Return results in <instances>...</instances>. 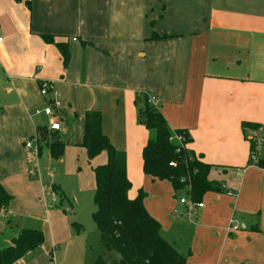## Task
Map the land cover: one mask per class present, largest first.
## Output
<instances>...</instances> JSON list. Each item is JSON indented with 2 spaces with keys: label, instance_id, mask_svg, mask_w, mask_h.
I'll use <instances>...</instances> for the list:
<instances>
[{
  "label": "crops",
  "instance_id": "0c3cea01",
  "mask_svg": "<svg viewBox=\"0 0 264 264\" xmlns=\"http://www.w3.org/2000/svg\"><path fill=\"white\" fill-rule=\"evenodd\" d=\"M0 32V187L12 197L0 211V250L31 225L45 236L15 264H69L79 255L63 249L74 234L62 200L53 201L55 187L64 191L51 172L52 192L43 190L39 162L49 169L53 159L26 149L38 127L50 130L51 118L35 115L50 102L59 104L52 119L65 145L56 161L77 158L86 169L85 114L101 112L103 134L127 156L129 198L146 193L147 211L187 264H264V169L251 161L256 137L264 165V0H0ZM44 35L68 46L67 67ZM43 82L54 86L47 96ZM140 93L172 131L187 132V149L213 167L208 180L223 185L202 208L190 211L188 199L177 201L185 192L145 175ZM106 162V154L88 160L91 171Z\"/></svg>",
  "mask_w": 264,
  "mask_h": 264
},
{
  "label": "trees",
  "instance_id": "16d2710c",
  "mask_svg": "<svg viewBox=\"0 0 264 264\" xmlns=\"http://www.w3.org/2000/svg\"><path fill=\"white\" fill-rule=\"evenodd\" d=\"M21 2L22 0H15ZM161 37L154 34L151 40ZM46 43L57 46L65 67L70 62V51L66 44L55 43L52 36L44 35ZM138 123L146 128L149 139L143 149V170L146 176L160 181H169L175 192H185L192 203H201L209 192H224L223 185L209 181L212 165L205 164L200 157L185 149L177 153L178 144L172 141L175 134H185L187 144L191 138L186 131H172L160 110L152 104L149 94L136 96ZM103 116L98 111L85 114V132L81 147L85 150L89 162L102 154L107 155L104 165L93 168L95 177V205L97 211L93 218L97 225L100 241L105 254L95 264H187L186 258L161 234V225L147 211L144 201L146 193L139 191L135 199L129 198L132 189L127 174V156L116 150L103 134ZM244 129L258 130L259 125L244 123ZM38 150L46 145L53 160H61L65 154V145L60 136L47 127L37 128ZM254 149V145L252 146ZM177 167H170V162ZM264 169L263 163H252ZM185 179L186 181H184ZM60 200L66 195L54 188ZM12 197L0 187V211L7 209ZM45 241L43 231L25 229L13 240L12 246L0 250V264H15L28 253L42 247ZM118 257H117V256Z\"/></svg>",
  "mask_w": 264,
  "mask_h": 264
},
{
  "label": "rangeland",
  "instance_id": "374dc122",
  "mask_svg": "<svg viewBox=\"0 0 264 264\" xmlns=\"http://www.w3.org/2000/svg\"><path fill=\"white\" fill-rule=\"evenodd\" d=\"M42 148L45 155L48 154L44 143ZM84 162L86 169L79 165L77 158L74 161L67 160L65 164L53 160L49 169H46L44 161L39 162L40 171L46 176L45 186H51V178L47 176L51 172L53 181L62 188L66 195V200H62L63 209L60 212L61 216L67 220L74 234V241L63 244V249L65 248L68 254L66 247L72 245L70 254L72 252L79 254L78 258L73 257L70 259L68 257L69 264H95L97 259L105 254L100 241L99 231L93 218L97 211L94 174L89 166L87 156ZM176 196L179 202L182 197L186 200L188 199L185 193L177 194ZM64 210L67 211L66 214H64ZM27 228L38 229L39 227L31 225ZM83 249L86 251L85 255H83Z\"/></svg>",
  "mask_w": 264,
  "mask_h": 264
},
{
  "label": "built area",
  "instance_id": "2783aa9c",
  "mask_svg": "<svg viewBox=\"0 0 264 264\" xmlns=\"http://www.w3.org/2000/svg\"><path fill=\"white\" fill-rule=\"evenodd\" d=\"M4 40V37L2 35V33L0 32V44L3 42ZM54 91V86L48 82H43L41 85H40V93L42 96H47L50 92H53ZM55 96L58 97L59 94L55 92ZM153 98L151 99V102H152ZM59 104L56 103V102H50L44 109L42 110H36L35 111V115L38 116V115H46L48 117L51 118L50 120V130L51 131H60V123L55 120V119H52L55 114H54V107L55 108H58ZM172 141L176 142L178 144V148H177V153L180 154L182 151H184L186 148H187V139H186V135L185 134H175L172 138ZM253 143H254V148L252 153H251V161L252 163H257V149L260 148V146L262 145V141L258 140L256 137L255 139H253ZM26 149L28 151H33L35 153V155L38 154L39 150H38V134L36 133L34 135V137L28 141L26 143ZM170 167H177V163L172 161L170 162ZM36 167L38 165H35ZM184 181H186L185 179H183ZM43 190L44 191H47V192H52V189L51 187H47V186H44L43 187ZM53 201L54 202H57V198H56V195L54 193V198H53ZM182 203H186V199H182L181 200ZM189 202V209L190 211H192V209L194 208H202L203 207V204L202 203H192L190 200H188ZM230 230H234V231H237L239 230V226H231L230 227Z\"/></svg>",
  "mask_w": 264,
  "mask_h": 264
}]
</instances>
